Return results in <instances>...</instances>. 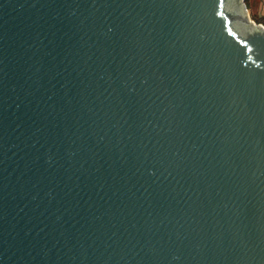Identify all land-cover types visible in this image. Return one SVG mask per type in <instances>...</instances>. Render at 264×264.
<instances>
[{"label":"water","instance_id":"obj_1","mask_svg":"<svg viewBox=\"0 0 264 264\" xmlns=\"http://www.w3.org/2000/svg\"><path fill=\"white\" fill-rule=\"evenodd\" d=\"M0 264H264L245 0H0Z\"/></svg>","mask_w":264,"mask_h":264},{"label":"rangeland","instance_id":"obj_2","mask_svg":"<svg viewBox=\"0 0 264 264\" xmlns=\"http://www.w3.org/2000/svg\"><path fill=\"white\" fill-rule=\"evenodd\" d=\"M245 3L251 18L264 24V0H245Z\"/></svg>","mask_w":264,"mask_h":264},{"label":"bare ground","instance_id":"obj_3","mask_svg":"<svg viewBox=\"0 0 264 264\" xmlns=\"http://www.w3.org/2000/svg\"><path fill=\"white\" fill-rule=\"evenodd\" d=\"M238 11H240V10L238 9Z\"/></svg>","mask_w":264,"mask_h":264},{"label":"trees","instance_id":"obj_4","mask_svg":"<svg viewBox=\"0 0 264 264\" xmlns=\"http://www.w3.org/2000/svg\"><path fill=\"white\" fill-rule=\"evenodd\" d=\"M247 2V1H246Z\"/></svg>","mask_w":264,"mask_h":264}]
</instances>
